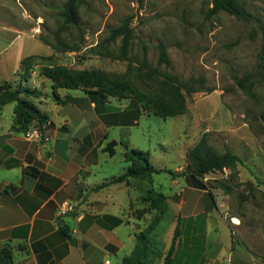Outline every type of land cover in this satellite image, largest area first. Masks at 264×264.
I'll list each match as a JSON object with an SVG mask.
<instances>
[{
	"label": "rangeland",
	"instance_id": "374dc122",
	"mask_svg": "<svg viewBox=\"0 0 264 264\" xmlns=\"http://www.w3.org/2000/svg\"><path fill=\"white\" fill-rule=\"evenodd\" d=\"M67 2L0 0V53L7 51L0 57V86L7 84L14 90L23 86L43 94L23 96L42 114L41 108L55 102L81 108L91 116L97 114L95 105L99 109L105 106L109 112L138 115V126L114 128L105 134L117 141L129 140L132 148L151 154L156 168L173 173L153 176V184L131 180L136 194L133 210L146 211L134 233L144 231L161 213L144 200L151 189L166 197L167 210L153 237L161 253L170 244L179 218L182 234L195 224L178 209L181 198L189 193L203 198L206 210L207 204H213V195L219 202L215 209L221 213L211 207L197 217L202 223L201 241H206L211 221L220 238L234 239L236 251L225 264H264V79L258 68L263 40L256 21L245 22L227 12L211 17L212 0H82L79 26L64 27L62 13ZM240 2L264 23V0ZM127 18L131 19L133 39L123 58L122 38L110 37ZM39 42L54 54L19 61L40 53ZM160 45L167 48L169 65L160 63ZM9 55L12 60H7ZM64 68L69 70L70 82L59 74ZM169 76L182 82L196 80V88L203 78L204 86L214 92L192 96L183 92L185 112L162 116L153 107L170 108ZM237 80L245 82V89ZM75 81L78 83L70 84ZM77 99L84 102L78 104ZM73 110L71 114H76ZM29 112L34 118L29 131L47 132L48 125L41 127V114ZM17 119L16 103L7 105L0 111V130L18 131ZM204 134L217 152L230 151L240 163L234 171L225 169L201 177L204 187L195 188L189 182L187 153ZM103 136L97 129L88 139L100 141L102 147ZM125 154L120 145L113 158H104L106 177L124 173L128 166ZM129 214L130 219L135 218L136 213ZM234 217L241 225L234 224H239ZM99 257L100 264H122L121 256Z\"/></svg>",
	"mask_w": 264,
	"mask_h": 264
},
{
	"label": "crops",
	"instance_id": "0c3cea01",
	"mask_svg": "<svg viewBox=\"0 0 264 264\" xmlns=\"http://www.w3.org/2000/svg\"><path fill=\"white\" fill-rule=\"evenodd\" d=\"M37 45L40 53L25 55L19 61L54 54L43 43ZM6 52L0 53V57ZM71 108L77 113L71 114L74 111ZM41 110L48 116L47 149L38 140L28 139L26 133L0 130V253L10 247L12 264H100L101 254L104 258L121 256L124 264L137 246L134 226L143 218L142 211L133 210L136 194L132 188L125 183H111L125 174L129 165L121 175L108 178L103 174L102 162L116 155L121 142L130 144L129 140L111 139L105 132L136 127L137 116L109 112L105 106L99 109L96 105L97 114L91 116L81 108L55 102ZM97 129L104 135L102 147L100 141L88 139ZM113 141L119 143L114 154L109 147ZM190 194L184 195L177 205L187 213L185 218L194 219L195 224L181 234L173 255L166 261L171 237L155 264H225L227 257L233 258L236 251L233 237L228 242L220 238L211 221L207 223L206 241H201L202 223L197 222V217L211 207L217 211V198L212 195L213 204H207L205 210L202 204L207 201ZM65 204L73 210L63 213ZM131 211L136 213L135 218H129ZM237 220L239 224H234L241 225ZM212 222L215 224L216 220L212 218Z\"/></svg>",
	"mask_w": 264,
	"mask_h": 264
},
{
	"label": "trees",
	"instance_id": "16d2710c",
	"mask_svg": "<svg viewBox=\"0 0 264 264\" xmlns=\"http://www.w3.org/2000/svg\"><path fill=\"white\" fill-rule=\"evenodd\" d=\"M81 2L82 0H68V2L65 4L62 13L64 27L79 26V7ZM221 12H227L230 15H233L236 18L245 22L256 21L258 32L261 34L263 40L262 49L259 54L260 62L258 68L260 70L262 78L264 79V23L256 20V18L246 9V7L240 2V0H212V8L209 12V15L213 17ZM130 27L131 19L127 18L126 20H124L123 25L121 27H119L118 29H114L111 32L110 40H115L120 37L122 38L123 58L127 57V52L131 46V41L133 39V31ZM159 50L160 63L169 65L170 60L167 48L164 45H160ZM31 57L38 56H30L26 59H30ZM59 74H61L62 77L68 79V82H70V79H72L70 78L69 70L66 68L59 69ZM168 79L170 80V83H172V102L170 104V108L164 109L157 105H154L153 107L158 111V113L162 114V116H176L185 112L186 96L183 94V92H185L187 96H192L194 93L197 92H208L210 94L214 92V89L206 88L204 86L205 80L203 78L200 82V88H196V80L182 82L172 76H169ZM76 83H78V81H75V83L73 82L70 84L73 85ZM237 83L240 87L245 89L246 84L244 81L237 80ZM79 85L81 86V84ZM34 90L35 89H29L23 86L14 90L11 86L7 84L0 86V111L7 105L16 103V111L18 116L17 123L19 125V130L16 132L27 133L29 131V125L34 119L29 111L36 115L41 114V127L47 126L48 116L42 114V112L38 110V108L33 106L28 100H26V98H23V96H43V94L41 95ZM101 99L103 100V98ZM101 99L100 101L102 102ZM136 118H139L138 115ZM261 119L264 122V114L262 115ZM117 145H119V143L116 141L111 142V144L109 145L112 154H114V148ZM120 145H122L126 150L125 158L129 167L125 174L114 178L111 183H125L126 186L133 188L131 180H148L150 183L153 184V176L167 172L173 173L167 169L156 168L151 163V154L149 152H144L132 148L127 142H121ZM187 159L189 162V182L192 186L196 188L204 187V185L200 182L201 177L213 172H222L225 169H230L234 171L240 163V158L230 151H227L222 154L217 152V150L210 144V138L208 134H204L201 140L188 151ZM144 200L145 202L150 203L161 213L155 218V220L150 226H148L144 231L140 232L137 235V246L133 253L124 260V264H155V261L162 257L159 245H157V242L153 239V237L157 226L161 222L162 217L167 210L166 197L163 193L151 189L145 194ZM144 213H146L145 210L140 212L141 215H144ZM181 224L182 220L179 218L166 261H168L169 257L173 255L177 241L182 234ZM63 231L68 237L71 238L70 234L67 232L66 229L63 228ZM12 263L13 251L10 247H7L0 253V264Z\"/></svg>",
	"mask_w": 264,
	"mask_h": 264
},
{
	"label": "built area",
	"instance_id": "2783aa9c",
	"mask_svg": "<svg viewBox=\"0 0 264 264\" xmlns=\"http://www.w3.org/2000/svg\"><path fill=\"white\" fill-rule=\"evenodd\" d=\"M26 137L30 140H38L39 142L42 143L44 149H47V146L50 143V138L47 135L45 131L42 130H33V131H28L26 133ZM63 213H66L70 210H73V207L70 206L69 204H65L63 207Z\"/></svg>",
	"mask_w": 264,
	"mask_h": 264
}]
</instances>
